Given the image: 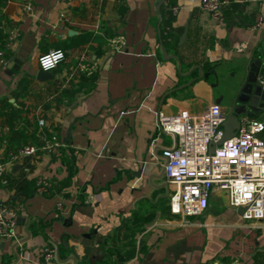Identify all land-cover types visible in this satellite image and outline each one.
Returning a JSON list of instances; mask_svg holds the SVG:
<instances>
[{"label": "crops", "instance_id": "1", "mask_svg": "<svg viewBox=\"0 0 264 264\" xmlns=\"http://www.w3.org/2000/svg\"><path fill=\"white\" fill-rule=\"evenodd\" d=\"M158 1L5 0L0 6L18 31L0 67V99L20 108L11 123L16 128L0 136V157L23 143L20 128L37 129L38 114L54 145L4 172L10 186L0 187V206L17 205V212L14 235L0 238V264L14 258L16 264H264V220L242 218L222 190L211 193L200 214L169 213L171 184L160 151L172 139L155 129L159 111L197 112L211 102L227 110L249 50L264 37V0H232L220 20L197 0ZM173 4L181 5L175 13ZM59 11L66 23L58 21ZM160 24L171 27L177 42L162 45ZM101 25L123 35L121 49L102 44L94 54L91 42L77 41L78 33L97 34ZM59 47L60 63L73 64L68 70L56 64L50 76L35 78L37 55ZM22 77L26 91L14 99ZM256 78L264 88V73ZM78 85L81 90L58 97ZM0 121L9 124L1 113ZM36 176L62 183L50 194L23 195L20 188ZM45 245L55 248V258L43 263Z\"/></svg>", "mask_w": 264, "mask_h": 264}, {"label": "built area", "instance_id": "2", "mask_svg": "<svg viewBox=\"0 0 264 264\" xmlns=\"http://www.w3.org/2000/svg\"><path fill=\"white\" fill-rule=\"evenodd\" d=\"M70 1L72 0H65ZM197 1L199 7L212 19L220 20L223 9L232 0ZM180 6L173 4L170 11L175 13ZM29 7L28 2L22 6L26 10ZM58 21L61 23L68 21L63 11H59ZM258 24L256 20L254 26ZM17 36L18 31L14 26L7 29L5 42L0 46V67L6 64V53L13 46ZM107 41L111 50L121 49L125 43L123 35L118 32L108 37ZM61 51L64 59L65 53L61 49H52L37 55L38 67L45 70L41 59L51 58ZM57 63L55 62V66ZM76 68H83L86 71L89 66L77 63ZM223 118V112L216 102L207 104L197 112L182 107L170 114L161 111L157 113L156 133L168 134L172 139L171 143L163 146L160 151L162 172L165 181L171 184L167 197L168 210L171 215L180 218L200 214L211 193L219 189L225 193L230 207L243 206L240 216L257 225V222L264 220V138L261 136L264 118L239 114L235 132L218 144L217 141L223 132L221 125ZM36 122L37 143L15 146L0 157V187L8 183L4 172L11 164L18 162L24 155L53 150L54 145L44 117L38 114ZM10 128L9 124L0 121V136ZM1 141L5 143L2 138ZM209 145H213L212 151L208 150ZM34 185L37 192L43 193L54 186V181L48 177L36 176ZM56 207H60V202H56ZM16 212L17 205L0 206V238H10L14 235ZM54 254L53 246H43L41 249L43 263L55 258ZM16 259H11L6 264H16ZM56 264L75 263L63 259Z\"/></svg>", "mask_w": 264, "mask_h": 264}, {"label": "water", "instance_id": "3", "mask_svg": "<svg viewBox=\"0 0 264 264\" xmlns=\"http://www.w3.org/2000/svg\"><path fill=\"white\" fill-rule=\"evenodd\" d=\"M163 0H159L158 4ZM157 4V5H158ZM75 32L72 29L68 33ZM186 37V22L183 24V30L179 36V44ZM200 71V70H199ZM264 73V37H259L254 46L249 50L246 56V63L243 68V77L239 82L233 97L230 98V103L226 111H223L224 118L221 122L222 135L217 143H221L224 139L231 136L238 127V115H252L253 112H264V88L257 81V75ZM35 78L43 80L50 76L48 71L37 69ZM252 78H249V76ZM213 145H209L208 150L212 151ZM13 195L12 197H15ZM243 206H236L234 209L240 214ZM264 248V244H263Z\"/></svg>", "mask_w": 264, "mask_h": 264}, {"label": "trees", "instance_id": "4", "mask_svg": "<svg viewBox=\"0 0 264 264\" xmlns=\"http://www.w3.org/2000/svg\"><path fill=\"white\" fill-rule=\"evenodd\" d=\"M5 0H0V6L4 3ZM11 27V23H10V19L4 15V14H0V46L5 42L6 39V31L7 29ZM100 32L99 33H93L91 31H82L80 33H78L77 36V41L79 43H85V42H91V44L89 43V48L88 49H92L94 54H97L99 51H101V45L102 44H107V39L108 37H110L111 35L114 34V31H112L109 27L105 26V25H101L100 27ZM159 40L162 43L163 46L166 47L167 43H174L175 41L177 42V38L174 35L171 27H166V25L164 26L163 24L159 25ZM59 48H55V49H60ZM62 61V59H60L57 63V65ZM74 62V61H73ZM73 62L69 61L68 63H60L59 67H63V69L68 70L70 65L73 64ZM88 66V65H87ZM83 78V76H81V79ZM26 78L22 77L19 82H18V86L16 89L12 90V95L14 97V99H16V96L19 95L21 97L24 96L25 93V86H26ZM81 86L78 85L77 88H73V89H61L59 92L58 97L64 95L65 93H67L68 91L71 90H81L80 88ZM20 97V98H21ZM55 97V98H58ZM0 113L4 115L5 120L10 124V126L12 127L13 124L12 121L13 119H16L19 117V112H20V108L14 104L13 102H10L8 100H6L5 98L0 99ZM19 104V103H18ZM36 130L35 129V125L34 127L29 131V132H25L24 128H20V133L23 135V143L21 144H25V143H37V139L38 136L36 134ZM264 130V129H263ZM18 144V145H21ZM15 147V146H14ZM68 170H71V164H67L66 165ZM62 182H58L56 185L53 186V188H48L47 190H45L43 193L44 194H50L53 189H58L60 188ZM7 186H10V182L8 181ZM17 191V190H16ZM22 192L23 195H27L33 191H36V186L34 185V178L28 180L25 184V186L23 188H20V190ZM11 204H14L15 200H10Z\"/></svg>", "mask_w": 264, "mask_h": 264}, {"label": "clouds", "instance_id": "5", "mask_svg": "<svg viewBox=\"0 0 264 264\" xmlns=\"http://www.w3.org/2000/svg\"><path fill=\"white\" fill-rule=\"evenodd\" d=\"M63 58V52H57L53 57H43L41 59V64L45 71H48L50 68L55 66V62H58L60 59Z\"/></svg>", "mask_w": 264, "mask_h": 264}]
</instances>
